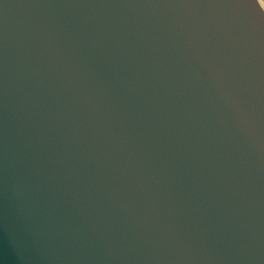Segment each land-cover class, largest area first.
Here are the masks:
<instances>
[{
  "label": "clouds",
  "instance_id": "9594fccd",
  "mask_svg": "<svg viewBox=\"0 0 264 264\" xmlns=\"http://www.w3.org/2000/svg\"><path fill=\"white\" fill-rule=\"evenodd\" d=\"M254 4L264 7V0ZM3 7L7 14L12 6ZM127 18V30L142 45L150 74L162 77L183 107L210 121L215 136L264 149V22L251 31L252 18L243 5H216L214 11L197 17L163 5ZM80 84L82 89L77 91L85 94V113L99 118L104 130H111L115 125L104 92L86 79ZM118 159L126 167L130 155L121 150ZM15 184L13 178V194ZM34 191V211L51 225L56 209L40 189ZM150 195L154 203L142 206L138 222L147 241L158 253L170 254L172 264H198L205 259L192 224L161 203L155 193Z\"/></svg>",
  "mask_w": 264,
  "mask_h": 264
},
{
  "label": "water",
  "instance_id": "95a60500",
  "mask_svg": "<svg viewBox=\"0 0 264 264\" xmlns=\"http://www.w3.org/2000/svg\"><path fill=\"white\" fill-rule=\"evenodd\" d=\"M49 55L50 54H48L46 56V58ZM157 71H159V70H157ZM123 75H124V73H118L116 69H113L112 71L107 72L103 76H92V77H88V78L82 77L84 80L86 79V82L94 84V86L97 89L102 90L104 92L105 98H106V103L108 104V106L111 110L112 120L115 124H117L118 117L123 116L125 118L127 116H134V114H132V112H134L138 115L137 118H143V112L141 109L142 104L132 100L131 93H130V92H132V90L130 89V86L128 85L130 80L133 77L132 76L133 74H130V75L125 74L124 76ZM114 78H122V81L120 83L116 82V84H115L112 82ZM84 96H85V94H84ZM150 103H152V101H150ZM157 106H161V105L157 104ZM167 128H168V136L166 139H172L175 136L180 134L181 127L179 125L169 124ZM13 134L19 135V136L21 135L18 133H13ZM116 135L122 136L120 133H116ZM141 136L147 137L148 134L146 132L144 133V131L142 130V126H139L134 131V137L140 139ZM118 141H119V139H118ZM153 149H154V146L149 147L150 151ZM101 158L102 157H99V159L97 157H92L91 160H92L93 164L89 163L87 168H88L89 172H91V175L95 179H99V177H101V179L106 180V178L104 176H102L104 174L102 172H99V171L104 170V168H105V160H103ZM150 163H151V165H150L151 166V168H150L151 172H155V171H157L159 173L162 172V169L157 166L158 160H156V162H155V160L151 161ZM115 168L119 172H123V170L126 167L122 164L115 162ZM134 170L136 173L137 169L133 168V167L130 169V172L133 173ZM104 172H107V171L104 170ZM148 172L151 173L150 171H148ZM130 175H131V180L126 179V177H124V176L119 177L121 182H119L118 185L121 186L123 184V186H124V188L121 191L122 195L125 197L124 200H129V199L133 198L134 200H140L141 201L139 208L141 207L140 210L142 211L143 210L142 206H144L148 202V200H150V198H153V196L150 195V193L153 192L157 195L159 193V191H158V188H156V187H148V186L144 187V189H147L148 192H144V189H142V188H141V190H139L140 188L137 186V180L140 178L144 179L145 177H143L142 175L138 176L139 174H136V175L130 174ZM64 179L65 178H62V179L60 178L57 181V183L52 185L51 187H49V189H50V192H53V191L55 192L52 195H54V197L56 199H59V203L62 205L64 213L69 218H72L73 220H75L78 223L81 230L84 232L85 239L89 243L87 245V241H85V245H87L85 248V254H86V256H88V252L91 249V242L94 240H91V231L88 230V228L83 224V222L86 221V219L88 218L89 212L91 210V206H90V204H82V203L75 201L74 198L77 196H80L81 193L72 192L70 185L65 183ZM61 182H63V184H61ZM250 187H252V184H247L245 189L242 190V191L246 192V195L248 196L247 198H244V199L245 200H257V197L255 195L251 194V192H250L251 188ZM205 189L210 193L215 191V187L211 186V185H207L205 187ZM138 194H139V196L135 197ZM24 195L26 197H28L29 194H24ZM205 195L206 194H201L199 200H203L205 198ZM239 195H238L237 199L240 200V197L243 195H241V193H239ZM18 196H20V194H18ZM158 197L162 198L163 195L161 193H159ZM12 201H15V200H12ZM73 201H75V203H73ZM51 202L53 204L58 203L57 200H51ZM190 206H191V208L193 207L192 202L190 203ZM260 214L263 217L264 211H261ZM24 215H26V212ZM114 216H117V215H114ZM34 219H35V221L41 220L40 216H36V218H34ZM206 225H207L206 226L207 231L209 233H211V231H213L212 228L216 229L219 226V223L216 221H213L212 223H206ZM26 228H28V227H26ZM29 230H31V229H29ZM211 235L214 236L215 234H211ZM39 236L41 238H43L44 242L48 239L46 236H43L41 234H35L32 237L30 235L24 236L22 238V241L31 242V244L37 245V244H39V242H38ZM53 237H56V235H53ZM15 249H18L17 254L20 253L22 255L24 252L18 246H15L12 248V250L16 253ZM153 250L155 252H157L154 248H153ZM141 254L143 255L145 261H147L146 258H149V260H150V257L147 254H145L144 252ZM211 255H213V252L209 251V253L205 254V257L209 258V257H211ZM43 258L45 261H49V259L46 258L45 256H43ZM7 262L8 261H4L2 264L7 263ZM40 264H45V263L42 261V262H40ZM151 264H153V263H151Z\"/></svg>",
  "mask_w": 264,
  "mask_h": 264
},
{
  "label": "snow or ice",
  "instance_id": "6c2138e0",
  "mask_svg": "<svg viewBox=\"0 0 264 264\" xmlns=\"http://www.w3.org/2000/svg\"><path fill=\"white\" fill-rule=\"evenodd\" d=\"M207 3L215 4V5H233V6H239L243 5L245 6L247 4V0H205ZM252 3H254V0H251ZM256 8L259 9V5H256Z\"/></svg>",
  "mask_w": 264,
  "mask_h": 264
}]
</instances>
